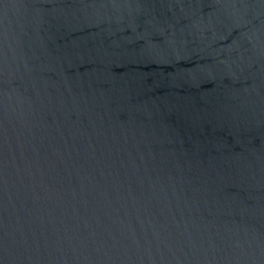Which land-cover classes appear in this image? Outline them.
<instances>
[{
	"label": "water",
	"instance_id": "1",
	"mask_svg": "<svg viewBox=\"0 0 264 264\" xmlns=\"http://www.w3.org/2000/svg\"><path fill=\"white\" fill-rule=\"evenodd\" d=\"M0 264H264V0H0Z\"/></svg>",
	"mask_w": 264,
	"mask_h": 264
}]
</instances>
